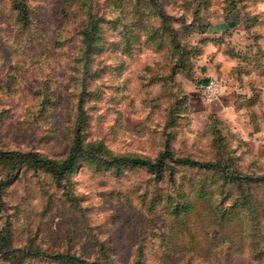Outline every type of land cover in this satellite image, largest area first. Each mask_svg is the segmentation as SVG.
I'll list each match as a JSON object with an SVG mask.
<instances>
[{
	"label": "rangeland",
	"instance_id": "1",
	"mask_svg": "<svg viewBox=\"0 0 264 264\" xmlns=\"http://www.w3.org/2000/svg\"><path fill=\"white\" fill-rule=\"evenodd\" d=\"M16 1L0 0V264H264V0H158L163 24L146 0H94L90 56L82 0H27L23 28ZM214 38L222 61L205 56ZM214 75L224 93L207 102ZM234 79L242 118L221 117ZM80 105L86 148L71 170L13 154L64 161ZM168 147L222 167L112 162Z\"/></svg>",
	"mask_w": 264,
	"mask_h": 264
},
{
	"label": "trees",
	"instance_id": "2",
	"mask_svg": "<svg viewBox=\"0 0 264 264\" xmlns=\"http://www.w3.org/2000/svg\"><path fill=\"white\" fill-rule=\"evenodd\" d=\"M228 2L229 3H226V4H228V6H229L230 4L234 3V0L228 1ZM201 3L203 5L202 8L205 10L210 5V0H199L198 4H201ZM198 4L196 5V7H194V11H193L194 20L201 21L203 19L201 16V13H200V9H201L202 5H198ZM141 8H142V6H141ZM15 9L18 13L17 17L19 19V22H21L20 24L22 25V28L28 27V25L30 24L28 1L27 0L16 1L15 2ZM81 9L88 15L87 25L82 31V42L84 45V52H85L84 54L87 56H90L96 51L95 50V48H96L95 42L99 39V36H100V32H98L97 23L99 24L101 16L96 15L97 11L94 9V0H82ZM151 9L154 10L155 13H153V14L157 18H159L163 24V22L165 21V18L167 17V14L162 9V7L160 6L158 0H146L145 1V11H146L147 15H149V11H151ZM231 11H232V9H229V12H231ZM247 20L249 21L250 19L248 18ZM200 26L202 29H208L211 26V24L203 22ZM157 30L158 29H156L155 27L152 28V31H149V33H148L149 37L150 38H153V37L158 38L157 33H156ZM172 37H173V40H176V36H172ZM207 40L208 39H203V41H206V42H207ZM213 40H214V42L219 43V44H222V42H223V40L221 38H214ZM229 56H236V55L230 53ZM236 57H239V56H236ZM239 66L240 65L237 66L238 67L237 75L239 76V78H241L240 74L242 73V71H240ZM255 99H256L255 97H248V101H249L248 105L253 104L254 103L253 100H255ZM240 105H242V103H236L237 107H239ZM84 114L85 113L83 111L82 105H80L79 106L78 120H77L76 125H75L74 142L70 148V151L68 153V157L64 161H62L61 163L55 164L51 160H48V159L44 160V159H40L39 157H35L34 154L23 155L22 153H14V152H13V154L17 155L18 159L25 157L26 160L29 162H33V163L39 162V161L44 162L52 170L56 171V175H58V174L64 175L66 172H68L69 170L72 169V167L75 164L77 157L79 156L81 151L86 148L84 145L82 136H81V133L83 130V123L85 120ZM217 136L218 137H216V138L223 139L221 135H217ZM90 146H92V145H90ZM97 147L98 146H96V147L94 146V150L91 151L92 154L96 157H97V155H96L97 153L95 151V148H97ZM10 154H11V152L0 151V157L8 156ZM167 160H176L177 162H181V163H185V164H191V165L198 166L201 168H203V167H210V168L220 167L221 168L222 167V164L218 163V162H203V161L191 159L189 157H175L173 152L171 151V149L169 147L166 148L165 151L154 161L149 160L147 158L144 159V158H131L129 156L128 157L127 156H120V157L115 158L112 162L116 165L122 164V163H134V164L146 166L151 170L160 171L162 169V167L166 164ZM226 175H227V173H226ZM60 256L67 258L69 262H73L75 264H98L97 262H91V261H88V260H85L82 258H78V257L72 256V255H60Z\"/></svg>",
	"mask_w": 264,
	"mask_h": 264
},
{
	"label": "crops",
	"instance_id": "3",
	"mask_svg": "<svg viewBox=\"0 0 264 264\" xmlns=\"http://www.w3.org/2000/svg\"><path fill=\"white\" fill-rule=\"evenodd\" d=\"M217 46L218 47H216L215 45L209 44L208 47L206 48L207 50H206L205 56H207V54H209L213 51L215 53V55L217 56L216 58H218V60L222 61L223 60L222 56H223L224 52H221L222 49H221L220 44H218ZM216 61H217V59H216ZM228 71H229V69H228ZM206 72H207V75L212 74L211 70L207 69ZM233 82L234 83L231 86L228 85V87H227V90L229 91L227 93H229V94H226V98L223 97V100L220 103H217L216 106L220 107L219 113H220L221 117H226L228 114L233 116V114H235V116L237 118H242V116H239V115L237 116V110H236V104L235 103H236V99L238 98V96L236 94L231 93V90L240 88L239 83L241 84V82H239L235 79ZM224 103H226V105H227L226 108L224 107L225 106Z\"/></svg>",
	"mask_w": 264,
	"mask_h": 264
},
{
	"label": "built area",
	"instance_id": "4",
	"mask_svg": "<svg viewBox=\"0 0 264 264\" xmlns=\"http://www.w3.org/2000/svg\"><path fill=\"white\" fill-rule=\"evenodd\" d=\"M225 88L224 78L222 76H210L200 88L201 97L207 102H214L222 98Z\"/></svg>",
	"mask_w": 264,
	"mask_h": 264
}]
</instances>
